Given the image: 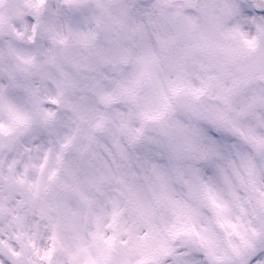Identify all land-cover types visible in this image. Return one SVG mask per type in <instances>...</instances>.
<instances>
[{"label": "clouds", "instance_id": "1", "mask_svg": "<svg viewBox=\"0 0 264 264\" xmlns=\"http://www.w3.org/2000/svg\"><path fill=\"white\" fill-rule=\"evenodd\" d=\"M0 264H264V0H0Z\"/></svg>", "mask_w": 264, "mask_h": 264}]
</instances>
